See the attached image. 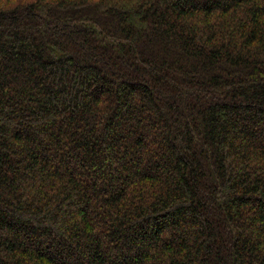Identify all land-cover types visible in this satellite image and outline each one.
Listing matches in <instances>:
<instances>
[{"label":"trees","instance_id":"16d2710c","mask_svg":"<svg viewBox=\"0 0 264 264\" xmlns=\"http://www.w3.org/2000/svg\"><path fill=\"white\" fill-rule=\"evenodd\" d=\"M0 264H264V0H0Z\"/></svg>","mask_w":264,"mask_h":264}]
</instances>
